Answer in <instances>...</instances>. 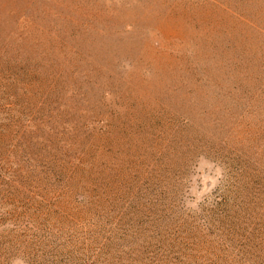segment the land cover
Masks as SVG:
<instances>
[{"label": "rangeland", "instance_id": "374dc122", "mask_svg": "<svg viewBox=\"0 0 264 264\" xmlns=\"http://www.w3.org/2000/svg\"><path fill=\"white\" fill-rule=\"evenodd\" d=\"M2 129L0 264H264V0H0Z\"/></svg>", "mask_w": 264, "mask_h": 264}, {"label": "trees", "instance_id": "16d2710c", "mask_svg": "<svg viewBox=\"0 0 264 264\" xmlns=\"http://www.w3.org/2000/svg\"><path fill=\"white\" fill-rule=\"evenodd\" d=\"M3 130L4 129L0 130V147L3 148V149H6V142H5V140H6L7 136H6V133ZM0 156H2V155L0 154ZM24 163L26 165L28 164L26 162H24ZM50 167H51V172L53 173V176L54 177H59V176H61L62 178L64 177L65 170H66V168H65L64 165L63 166L62 165L59 166V164H57V162H53ZM0 171H2V169H0ZM5 172H8V171H5ZM42 177H44V176H42ZM46 177H49V175L46 174ZM39 179L42 181L41 178H39ZM44 179H45V177H44ZM4 180H6V179L0 177V182H4ZM48 182H50V179H48ZM77 183L78 184L81 183L80 180ZM6 184H8V183H6ZM218 204L220 205V207H222V206L225 205V208L226 209H229V208L231 209V207H233L232 204H229L228 205L227 204V201H226V203L225 202L224 203L222 202V203H218ZM90 209L93 210L96 214L99 213L100 209H102V210L104 209V206H103L102 201H99L98 203H95V205H92L90 207ZM236 212H241V211H235V215L237 214ZM218 217H219V221L218 222H219V224H221L223 226L224 230H226L227 235H229V232H230V229L229 228H234L236 226H240V218L236 217V219H235V217L230 216L229 213L228 214H225V215H220ZM227 237H230V236H227ZM116 245H117V243H113L112 242L107 247V250L106 251L107 252L111 251L112 249L115 248Z\"/></svg>", "mask_w": 264, "mask_h": 264}]
</instances>
